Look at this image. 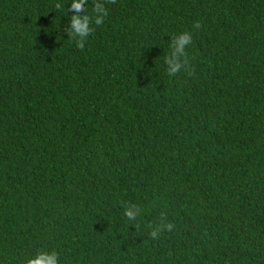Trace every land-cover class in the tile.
Instances as JSON below:
<instances>
[{
    "label": "trees",
    "instance_id": "trees-1",
    "mask_svg": "<svg viewBox=\"0 0 264 264\" xmlns=\"http://www.w3.org/2000/svg\"><path fill=\"white\" fill-rule=\"evenodd\" d=\"M71 3L0 0V264H264V0Z\"/></svg>",
    "mask_w": 264,
    "mask_h": 264
},
{
    "label": "clouds",
    "instance_id": "clouds-1",
    "mask_svg": "<svg viewBox=\"0 0 264 264\" xmlns=\"http://www.w3.org/2000/svg\"><path fill=\"white\" fill-rule=\"evenodd\" d=\"M85 3L86 0H72L71 3V8L75 9L76 12L71 16L72 31H69V38L79 37L80 39L77 40V46L81 49L84 47V38H86L90 33V18L87 15H79V13L84 10ZM96 10L98 13L106 14V10L100 4L96 5ZM101 23H103V15L98 14L95 18V24L99 25ZM196 26L199 27V25ZM191 43L192 34L190 32H183L171 40L172 52L170 56L165 58V63L168 65V74L170 76H173L179 72L187 63L186 58L182 60L181 57H186L185 48ZM125 215L128 217H133L135 213L131 209H127L125 211ZM161 228H166L167 230L171 231L173 225H161L160 228H156L151 231V237L156 238ZM26 264H58V254L55 251H40L34 256L28 258Z\"/></svg>",
    "mask_w": 264,
    "mask_h": 264
}]
</instances>
